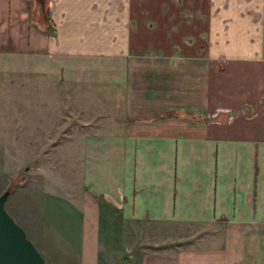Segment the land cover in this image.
Returning a JSON list of instances; mask_svg holds the SVG:
<instances>
[{
  "label": "crops",
  "instance_id": "1",
  "mask_svg": "<svg viewBox=\"0 0 264 264\" xmlns=\"http://www.w3.org/2000/svg\"><path fill=\"white\" fill-rule=\"evenodd\" d=\"M37 4L0 0V70L112 86L122 111L82 133L73 264H109L110 214L197 225L164 264H264V0Z\"/></svg>",
  "mask_w": 264,
  "mask_h": 264
},
{
  "label": "rangeland",
  "instance_id": "2",
  "mask_svg": "<svg viewBox=\"0 0 264 264\" xmlns=\"http://www.w3.org/2000/svg\"><path fill=\"white\" fill-rule=\"evenodd\" d=\"M34 1L29 15L47 18L48 10L37 13ZM117 106L112 86H68L0 70V193L8 190L4 208L46 256L45 264L74 263L64 242L66 237L73 245L78 241L81 205L73 200L80 185L82 133L107 130L98 122L120 117ZM103 227L109 264H164L162 252L169 247L195 250L200 230L197 225L140 222L135 233L111 214Z\"/></svg>",
  "mask_w": 264,
  "mask_h": 264
},
{
  "label": "water",
  "instance_id": "3",
  "mask_svg": "<svg viewBox=\"0 0 264 264\" xmlns=\"http://www.w3.org/2000/svg\"><path fill=\"white\" fill-rule=\"evenodd\" d=\"M7 194V189L0 193V264H45L23 228L4 208Z\"/></svg>",
  "mask_w": 264,
  "mask_h": 264
},
{
  "label": "trees",
  "instance_id": "4",
  "mask_svg": "<svg viewBox=\"0 0 264 264\" xmlns=\"http://www.w3.org/2000/svg\"><path fill=\"white\" fill-rule=\"evenodd\" d=\"M48 19V18H47ZM48 23H49V26L52 24L51 22H49V20H48ZM51 31H54L53 30V26L51 25V29H50Z\"/></svg>",
  "mask_w": 264,
  "mask_h": 264
}]
</instances>
